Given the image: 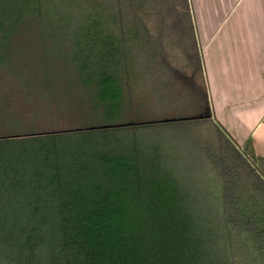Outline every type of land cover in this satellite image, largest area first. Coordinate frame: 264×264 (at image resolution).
Listing matches in <instances>:
<instances>
[{"label": "trees", "instance_id": "trees-1", "mask_svg": "<svg viewBox=\"0 0 264 264\" xmlns=\"http://www.w3.org/2000/svg\"><path fill=\"white\" fill-rule=\"evenodd\" d=\"M31 35L92 115L0 134V264H264V159L213 118L189 0H0V75Z\"/></svg>", "mask_w": 264, "mask_h": 264}, {"label": "crops", "instance_id": "crops-1", "mask_svg": "<svg viewBox=\"0 0 264 264\" xmlns=\"http://www.w3.org/2000/svg\"><path fill=\"white\" fill-rule=\"evenodd\" d=\"M214 120L264 159V0H189Z\"/></svg>", "mask_w": 264, "mask_h": 264}, {"label": "rangeland", "instance_id": "rangeland-1", "mask_svg": "<svg viewBox=\"0 0 264 264\" xmlns=\"http://www.w3.org/2000/svg\"><path fill=\"white\" fill-rule=\"evenodd\" d=\"M59 41L31 35L17 37L11 42L14 56L4 62L5 72L0 75V134L32 127V123L36 124L35 130L77 128L87 121L90 123L92 113L89 108L71 102L63 106L61 99L69 96L66 79L43 75L45 59L54 70L59 68L54 61L56 54L47 53L49 50L57 53ZM49 79L50 83L46 84ZM76 91L79 93L77 87ZM73 95L71 101L76 100L77 94ZM56 97L62 98L57 101ZM201 99L200 91L198 104L193 101L172 107L171 103L162 106L148 101L145 106L151 107L154 117L159 119L190 117L201 112Z\"/></svg>", "mask_w": 264, "mask_h": 264}, {"label": "water", "instance_id": "water-1", "mask_svg": "<svg viewBox=\"0 0 264 264\" xmlns=\"http://www.w3.org/2000/svg\"><path fill=\"white\" fill-rule=\"evenodd\" d=\"M117 126H123V125L120 124V125H116L115 127H117ZM92 129H94V128H92Z\"/></svg>", "mask_w": 264, "mask_h": 264}]
</instances>
